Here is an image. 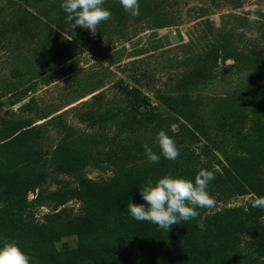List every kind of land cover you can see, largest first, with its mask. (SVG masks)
<instances>
[{
    "label": "trees",
    "instance_id": "trees-1",
    "mask_svg": "<svg viewBox=\"0 0 264 264\" xmlns=\"http://www.w3.org/2000/svg\"><path fill=\"white\" fill-rule=\"evenodd\" d=\"M8 1L32 18L19 21L20 37L38 47L31 50L27 70H14V80L0 89V113L21 104L35 90L34 79L76 54L71 39L77 27L65 22L63 0H20L23 5ZM244 1L226 0L234 9ZM155 5L145 3L142 10L162 28ZM115 12L120 30L124 15L121 9ZM222 60L223 47L209 44L192 74L194 81H213ZM3 94L12 95L4 101ZM123 101L103 115L89 112L80 117L89 122L91 134H78L60 122L63 138L51 153L42 127L15 115L0 121V246L15 240L31 257L30 264H264V209L252 203L213 212L197 208L196 218L173 225L169 232L133 219L127 210L129 202L148 207L140 189L149 179L155 183L171 175L194 182L200 169L214 172L207 191L216 204L264 196V97L214 110L208 120L198 114L174 116L167 119L169 127L141 91L126 89ZM22 110L35 107L30 103ZM113 127L117 132L110 137ZM160 130L175 140L180 151L176 160L162 156L156 141ZM201 141L221 158L208 147L210 159L197 155L193 146ZM145 144L160 155L158 163L148 161ZM103 166L113 169L109 180L87 177V169ZM63 176L72 178L75 187L62 181ZM49 183L58 188L47 190ZM30 195L35 196L32 201ZM74 201L80 205L77 214L66 208ZM44 207L52 212L39 222L36 209Z\"/></svg>",
    "mask_w": 264,
    "mask_h": 264
},
{
    "label": "rangeland",
    "instance_id": "rangeland-1",
    "mask_svg": "<svg viewBox=\"0 0 264 264\" xmlns=\"http://www.w3.org/2000/svg\"><path fill=\"white\" fill-rule=\"evenodd\" d=\"M13 1L23 5L20 0ZM138 2L140 15L133 17L118 0H105L103 7L111 12V18L98 26L95 36L77 26L75 38L71 39L76 47L75 57L44 72L45 77L34 79L35 90L21 104L5 108L0 121L15 115L42 127L49 137L46 149L51 153L63 138L60 122L78 134H91L94 130L89 122L80 117L89 112L103 115L107 108L123 105L126 89L141 91L168 127L167 119L174 116L198 114L208 120L214 110L264 97V0H245L239 9L226 0ZM145 3H156V13L164 23L162 28L156 26L154 17L143 12ZM17 8L8 0H0V89L14 80V70H27V61L33 59L31 50L38 47L36 42L29 46L21 39L19 21L32 18ZM117 9L124 15L120 30L115 27ZM211 43L223 47L225 61L222 60L221 72L213 81L197 84L192 74ZM3 95L1 100L7 101L12 94ZM30 103L34 111L22 110ZM38 116L46 119L40 120ZM171 129L177 131L175 125ZM116 132L113 127L109 136ZM208 146L201 141L193 146V151L204 159L213 154L221 158ZM206 147L214 153L209 155ZM86 175L97 182L107 181L113 176V169L89 168ZM60 179L75 187L72 178ZM57 188L52 183L46 186L49 191ZM34 198L29 196L30 201ZM253 200L247 196L226 205L215 203L210 211L245 207ZM66 208L77 214L80 205L74 201ZM51 212L50 207L37 208L38 221L42 222Z\"/></svg>",
    "mask_w": 264,
    "mask_h": 264
},
{
    "label": "clouds",
    "instance_id": "clouds-1",
    "mask_svg": "<svg viewBox=\"0 0 264 264\" xmlns=\"http://www.w3.org/2000/svg\"><path fill=\"white\" fill-rule=\"evenodd\" d=\"M125 12L131 16L140 15L138 0H118ZM105 0H63L61 8L66 16V23L88 29L95 36L98 26L111 18V12L104 8ZM95 62V61H94ZM156 141L162 156L176 160L180 151L175 140L164 130L158 131ZM145 154L149 162L158 163L160 155L145 144ZM215 179L213 171L200 169L192 179L165 175L155 183L149 179L140 194L148 207L143 204L128 203L129 216L137 221H148L158 228L170 231L173 225L196 218L197 208L215 206V198L207 191L209 183ZM253 208L264 209V196H257L252 201ZM264 218V217H262ZM31 257L25 253L15 240H5L0 246V264H30Z\"/></svg>",
    "mask_w": 264,
    "mask_h": 264
}]
</instances>
